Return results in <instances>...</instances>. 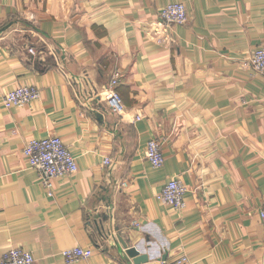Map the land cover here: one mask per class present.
Instances as JSON below:
<instances>
[{
  "label": "crops",
  "instance_id": "obj_1",
  "mask_svg": "<svg viewBox=\"0 0 264 264\" xmlns=\"http://www.w3.org/2000/svg\"><path fill=\"white\" fill-rule=\"evenodd\" d=\"M168 3L189 19L164 43ZM263 44L264 0H0V257L67 264L80 246L93 255L75 264H135L122 237L147 264H264V76L249 63ZM117 73L121 115L104 96ZM19 86L40 98L6 108ZM51 136L79 170L48 186L24 149ZM172 178L181 211L157 198Z\"/></svg>",
  "mask_w": 264,
  "mask_h": 264
},
{
  "label": "built area",
  "instance_id": "obj_2",
  "mask_svg": "<svg viewBox=\"0 0 264 264\" xmlns=\"http://www.w3.org/2000/svg\"><path fill=\"white\" fill-rule=\"evenodd\" d=\"M189 19L188 8L184 3H168L160 11V18L155 23V34L164 43L173 40L171 30L177 25H184ZM32 54H36V49L29 48ZM250 66L256 74L264 76V44L254 50L249 59ZM120 73H117L110 84V88L105 91L104 96L111 110L121 115L125 111V104L121 94L116 87L119 83ZM40 98V90L35 86H19L9 91L3 104L6 108L21 107L31 101ZM139 119V117H137ZM27 163L37 170L46 185L50 186L54 178L73 175L79 170L76 158L69 148L63 143L59 136H51L43 139H33L25 149ZM146 159L155 168L163 166L165 156L161 145L155 139L147 143L145 150ZM105 164L112 165L110 158L105 159ZM187 185L179 178H172L157 198L174 209L181 211L186 207ZM260 216L264 220V207L260 210ZM135 224H138L135 222ZM93 255L90 248L75 246L63 251V256L67 264H75L81 260H87ZM188 261L186 256L176 259L171 264H184ZM35 257L31 251L22 248H12L0 257V264H34ZM158 264V263H149Z\"/></svg>",
  "mask_w": 264,
  "mask_h": 264
},
{
  "label": "water",
  "instance_id": "obj_3",
  "mask_svg": "<svg viewBox=\"0 0 264 264\" xmlns=\"http://www.w3.org/2000/svg\"><path fill=\"white\" fill-rule=\"evenodd\" d=\"M123 247L126 249L127 254L134 260L135 264H147L150 262V255L148 253H142L140 247L129 246V244L119 237ZM167 256L164 255L162 260H166Z\"/></svg>",
  "mask_w": 264,
  "mask_h": 264
}]
</instances>
